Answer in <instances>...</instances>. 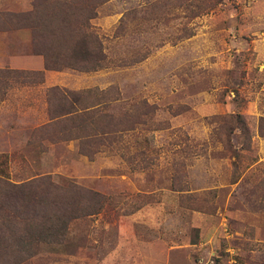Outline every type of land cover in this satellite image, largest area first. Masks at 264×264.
Returning a JSON list of instances; mask_svg holds the SVG:
<instances>
[{
	"label": "rangeland",
	"instance_id": "rangeland-1",
	"mask_svg": "<svg viewBox=\"0 0 264 264\" xmlns=\"http://www.w3.org/2000/svg\"><path fill=\"white\" fill-rule=\"evenodd\" d=\"M0 169L57 196L0 264H264V0H0Z\"/></svg>",
	"mask_w": 264,
	"mask_h": 264
},
{
	"label": "trees",
	"instance_id": "trees-1",
	"mask_svg": "<svg viewBox=\"0 0 264 264\" xmlns=\"http://www.w3.org/2000/svg\"><path fill=\"white\" fill-rule=\"evenodd\" d=\"M89 42L90 40L83 38L77 43V47L80 48L77 52L83 53V59L79 61L84 62V68L88 69L101 66V62L106 57L102 47L101 49L100 47L92 49L88 45ZM77 44L75 43V45ZM94 51L97 52V55L95 54V59H92ZM89 64L91 67L88 66ZM47 67H50L48 63ZM80 67L83 68L82 65ZM104 92L102 91L100 94H105ZM100 94L98 96H101ZM100 130L101 133L107 131L104 127H99V132ZM0 172H2L1 169ZM5 177L2 179L0 176V246L4 252H14L21 257L24 253H30L34 243L44 240L51 230L48 227V222L52 220V217H46L45 221H41L36 206H45L46 210L52 208L51 205L55 203L57 196H49L50 191L48 195H46L48 192L34 195L28 184L8 182ZM73 186L75 185L73 184ZM46 210L45 214L48 216ZM57 216L53 220V224L58 229H63L67 215L58 214ZM56 222L59 223L56 225Z\"/></svg>",
	"mask_w": 264,
	"mask_h": 264
}]
</instances>
